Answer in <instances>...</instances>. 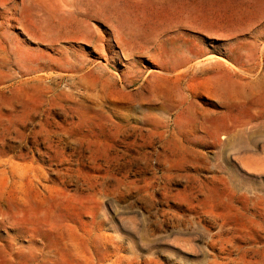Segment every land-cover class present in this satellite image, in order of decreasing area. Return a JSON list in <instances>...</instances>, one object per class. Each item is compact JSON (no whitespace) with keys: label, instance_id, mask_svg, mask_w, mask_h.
Returning <instances> with one entry per match:
<instances>
[{"label":"rangeland","instance_id":"rangeland-1","mask_svg":"<svg viewBox=\"0 0 264 264\" xmlns=\"http://www.w3.org/2000/svg\"><path fill=\"white\" fill-rule=\"evenodd\" d=\"M0 264H264V0H0Z\"/></svg>","mask_w":264,"mask_h":264},{"label":"bare ground","instance_id":"bare-ground-1","mask_svg":"<svg viewBox=\"0 0 264 264\" xmlns=\"http://www.w3.org/2000/svg\"><path fill=\"white\" fill-rule=\"evenodd\" d=\"M192 61V58H186L185 60L184 59H182L181 61H179V62H177L176 64H175V66L176 67H179V66H183V65H186V64H188V63H190ZM186 67H188L187 65H186ZM186 69V68H185ZM179 71V70H178ZM187 70H184L183 72H186ZM189 71V70H188ZM204 70H202V72H203ZM177 74V73H176ZM184 82V81H183ZM186 90V89H185Z\"/></svg>","mask_w":264,"mask_h":264}]
</instances>
